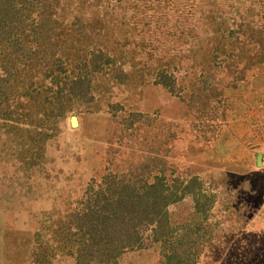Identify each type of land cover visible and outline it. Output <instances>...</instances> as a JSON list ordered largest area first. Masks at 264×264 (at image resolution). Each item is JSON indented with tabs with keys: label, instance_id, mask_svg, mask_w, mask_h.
Segmentation results:
<instances>
[{
	"label": "rangeland",
	"instance_id": "374dc122",
	"mask_svg": "<svg viewBox=\"0 0 264 264\" xmlns=\"http://www.w3.org/2000/svg\"><path fill=\"white\" fill-rule=\"evenodd\" d=\"M43 1L0 34V264H76L83 214L145 183L175 201L142 242L191 247V264H264V0H213L228 40L209 63L208 0ZM38 20L91 42L53 55L35 47ZM99 40L114 64L93 61ZM162 250L115 264H162Z\"/></svg>",
	"mask_w": 264,
	"mask_h": 264
},
{
	"label": "trees",
	"instance_id": "16d2710c",
	"mask_svg": "<svg viewBox=\"0 0 264 264\" xmlns=\"http://www.w3.org/2000/svg\"><path fill=\"white\" fill-rule=\"evenodd\" d=\"M48 1L51 2V0ZM189 1L192 7L195 0H187V2ZM43 3V0H0V34L12 32L20 27L26 28L29 25L26 24L27 21L30 20L32 13L35 11V5L36 7L39 4L44 6ZM205 4L208 10L202 9L199 13L201 15V31L207 34L203 58L205 62L209 63L216 58L215 52H217V49L227 45L228 39L224 35L225 31L219 33L217 29L218 25L215 22L216 18L212 8L214 1L208 0ZM75 17L79 20L77 16ZM36 18H38L37 15ZM31 23H33L32 20ZM37 23V30L31 31L32 34L38 35L34 40L37 44L35 47L53 52V55L57 53L54 48L60 49L63 46L68 49L74 43L91 42L90 35L82 27L52 36L47 32L43 33L41 22L38 20ZM103 37H105V34L102 32L101 38ZM110 45L114 46L111 43ZM110 45L102 40L95 43L91 57L96 64L102 60H111L113 64L116 62L118 59L116 56L117 51ZM224 56L227 55L224 54ZM162 85L167 87L165 84ZM189 182L193 184L196 179L192 178ZM189 182L186 185L183 182L179 185L184 190L188 187ZM156 185L155 183H145L141 186V189L131 193L126 191L127 187H124V191L127 193L117 197L112 205L104 200L103 204L98 206L96 210L83 214V224L81 225L86 227V232L82 233L79 241L80 245L75 257L76 264H92L93 262L96 264H115L116 258L123 251L147 248L153 243H160V248L163 249L162 264H191L190 261H193L191 247L190 249H181L173 245L164 250L166 240L158 237L150 239L149 237L147 242H142L138 237V230L150 229V232L155 234L168 229V222H159L157 219L152 218V214L156 212L164 216L168 205L175 200L171 201L168 195H163L160 191L152 192ZM180 193H183L182 190H180ZM97 203L99 205V202ZM81 231H83L81 227L77 228L76 235Z\"/></svg>",
	"mask_w": 264,
	"mask_h": 264
},
{
	"label": "water",
	"instance_id": "95a60500",
	"mask_svg": "<svg viewBox=\"0 0 264 264\" xmlns=\"http://www.w3.org/2000/svg\"><path fill=\"white\" fill-rule=\"evenodd\" d=\"M72 125L74 126V123L72 122ZM256 165L259 166L260 165V156L257 157L256 159Z\"/></svg>",
	"mask_w": 264,
	"mask_h": 264
},
{
	"label": "crops",
	"instance_id": "0c3cea01",
	"mask_svg": "<svg viewBox=\"0 0 264 264\" xmlns=\"http://www.w3.org/2000/svg\"><path fill=\"white\" fill-rule=\"evenodd\" d=\"M261 163V162H260Z\"/></svg>",
	"mask_w": 264,
	"mask_h": 264
}]
</instances>
